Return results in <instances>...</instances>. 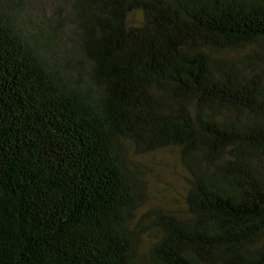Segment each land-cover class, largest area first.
Instances as JSON below:
<instances>
[{"label":"trees","instance_id":"obj_1","mask_svg":"<svg viewBox=\"0 0 264 264\" xmlns=\"http://www.w3.org/2000/svg\"><path fill=\"white\" fill-rule=\"evenodd\" d=\"M0 264H264V0H0Z\"/></svg>","mask_w":264,"mask_h":264},{"label":"rangeland","instance_id":"obj_2","mask_svg":"<svg viewBox=\"0 0 264 264\" xmlns=\"http://www.w3.org/2000/svg\"><path fill=\"white\" fill-rule=\"evenodd\" d=\"M141 21L139 12L131 18L132 24H140ZM135 165L139 168L138 174L143 181L144 191L138 217L153 209L183 211L186 174L176 151L166 150L136 158ZM146 243L147 240L144 241L141 252L146 251Z\"/></svg>","mask_w":264,"mask_h":264}]
</instances>
